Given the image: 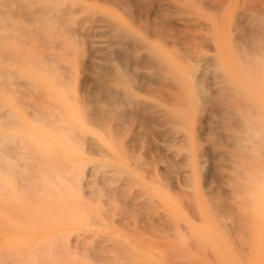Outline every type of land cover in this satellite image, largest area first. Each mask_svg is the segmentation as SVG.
<instances>
[{"label":"rangeland","instance_id":"rangeland-1","mask_svg":"<svg viewBox=\"0 0 264 264\" xmlns=\"http://www.w3.org/2000/svg\"><path fill=\"white\" fill-rule=\"evenodd\" d=\"M111 1L58 0V2H60V7L67 9L64 14L66 15L68 12L65 18H67L66 23H70L71 25L70 30L71 28L74 30V32L73 30L70 31L71 35L68 31H64L66 28H63L62 25L59 28V32L61 33V35L58 34L59 39H41V42H38L39 39H3L0 41L9 45H14L18 40H28V42H30L21 50V54L16 53L11 56L4 54V57L7 56V59L3 62L2 59L4 57L2 58L1 56L3 55H0V58H2L0 60L5 71L8 69L9 71H13L15 77L18 75L16 77V79H18L17 82L20 83L22 79V84L29 80L30 83H28L30 85L32 83V86L28 84L27 87H25L27 90L29 87L32 89V91L31 89L28 90L29 98L26 96V99H23L24 95L28 93L25 92L26 89L24 85L23 87L18 85L14 93L12 92L13 86L8 85L7 82L8 79L12 80L14 75L8 74L9 72L6 73L7 70L4 76L5 82L3 81L2 84L3 76H1L0 73V114H2V116H0V141L3 140L7 142L9 146L15 147V142L11 143L5 140L8 137L14 138L17 141L15 150L18 151V154L14 152L11 154L12 156H3L0 154L8 165L5 166L7 170L5 168L4 172L0 171V185L5 188L3 190V188L0 187V264H23V262H25V264H36V260L39 261L42 256L45 258H42L38 264H41L40 262H42V264H60V259L61 264H69V261H72L70 264L74 262H76L74 264H78V261H80L79 264H184V262L185 264H264V187L262 188L264 184L261 185L258 182V179H261L262 176L264 177V162L261 166L263 168L262 170L260 169L258 174L260 175L261 173L263 175L251 178L245 183L247 185L244 184L239 186L238 190L231 188L229 179L230 175L233 176L235 174L236 168L233 170L227 168L230 166V161L226 159L224 153H226L227 150L229 151V148L226 147L227 145L224 143L220 144L217 137H213L216 135L212 134L214 133L213 131L215 129L221 131L222 128L219 127V124H213V122H215L214 118L211 121L209 117L200 124V126L204 128V132L202 131L203 134L198 136V138H200L199 141H202L200 142L199 148L196 147L197 149L195 152L199 153L201 151H198V149L200 150L203 148L207 151L203 149L205 152L203 153L202 151L198 154L201 157L197 156L203 171L201 170L202 174L201 172L197 173L192 187L182 188V196H186L184 198L185 200L181 202V197L178 198L170 194L166 189L152 185L147 179L139 177L140 175L137 173L134 166L135 152L133 153V145H129L126 149L130 150L128 151L129 154L125 151L131 159H127V154L121 149L120 144L122 142H131L130 138H132V135L134 137V134L131 133L130 135L129 131H133V126L135 128L136 123L120 125V129L122 130L119 128L118 130L121 131V134L117 135L119 139H117V136L115 139V135H108L104 130L106 126L113 124L112 121H107L108 123L103 126L96 125L88 121L85 116V111L89 108L86 100L90 98L89 96L97 94L95 93V91H97L96 81L99 80L100 77L102 80L108 79L106 80V84L109 87H115L118 84L115 79L113 80V76L120 71L121 65H118L119 61L118 58H116V53H113L114 49L111 50V52L109 49L115 48L116 50L120 47L123 52L125 51L126 54L128 53L131 55V57L127 55L129 56L126 58L127 60L128 58H132V61L134 60L133 62L130 60L126 63L128 64L127 67L130 69V73L132 71L131 74L132 76L135 75V78L137 73L145 71V67H141V65H143L141 61L144 58L142 55H149L159 63L162 68L164 66L165 70L163 69L162 72L166 79L163 82H169V84H165V86L172 83L173 78L176 77L174 76L175 72L182 75L180 80L181 83H186L187 78L185 74L187 66L190 67L192 65V67L194 66L200 71L204 68L207 74L209 72L208 75L212 73L214 76L215 73H220L225 76L226 78L223 80L235 88V90L233 89L235 95L239 94L245 96L247 104L251 107V111L253 109V111L255 110L256 112V109H258L256 98L260 97L264 100V0H141L137 2L134 1L130 10L121 6L118 2ZM24 2L25 0H23V3ZM32 6H34V4H30L28 8L31 9ZM5 8L7 9L6 6L4 7L2 5L1 10H5ZM154 11H157V13ZM7 15L9 14L7 13ZM149 18L150 20H148ZM110 22L114 24L113 28ZM76 23L80 25H76ZM147 24L149 26H147ZM108 25L109 29H107ZM160 26L164 28L165 31L162 29L161 32ZM165 26H171L172 31ZM157 27L158 30L156 31ZM121 30H124L128 36H123L120 41L117 39V42L120 44L118 48V43H112V39L116 38L115 36H118ZM128 38L129 43H127ZM55 40H59V43H56L59 44L57 46L59 47L58 50H55L56 47L55 49L53 48V43L50 44V42H54ZM44 42L47 44L49 43V48L45 50L43 46L37 45V43L42 45ZM123 43H125V45ZM245 43L248 45L253 44L251 46L252 49L248 48L250 46H246L249 50L247 53L250 52L247 55L244 54L246 53L244 51L247 50L244 48L246 45ZM177 44H181L179 49ZM142 46L143 48L141 49ZM253 48H255V50H253ZM130 49L132 52H130ZM42 50L45 51L46 55L49 54V56L45 55L46 57L49 58L52 56V58H50L52 61L48 60V62H46L44 57V59L41 58V54L44 55V52H39H42ZM63 51L68 52L66 53ZM240 52L242 54L241 57L243 56V60H241V57L236 59V55L240 56ZM109 53L114 55L111 56L112 54ZM179 54H182V57L176 56ZM184 54L186 57H183ZM193 55H196V61L200 60L199 57L202 58V62H204L203 60L207 59V57H211L212 60L210 62L208 59L207 61H209V64H205L204 62V64L201 65V61L195 62L194 59L192 60L190 58V56L192 57ZM53 58L54 61H56V65L59 63V66L62 65L60 66L62 68L58 67L59 71L57 67H54L55 63ZM11 59H14L16 63L11 62ZM160 63L163 64L161 65ZM134 64H136V66L138 64L140 65L136 68ZM40 65L43 67L42 69H44L42 72V69H38ZM207 65L210 66L207 68ZM47 66H49L50 70L47 69ZM107 66L110 68L105 69ZM244 66L248 75H246V72L245 74L243 72ZM109 69H112L113 72L112 75L110 71L112 80H109L110 78L105 74V70L108 71ZM133 71L136 74H133ZM2 73L4 74V72ZM59 79H63L66 85L63 86ZM138 80V78L133 81L128 80L127 83L122 85L121 89L133 91V86ZM58 81L59 85L58 83L56 85L55 82ZM93 81L96 82L95 85L92 83ZM35 84L38 85V87H35ZM163 85L162 83V86ZM6 86L10 91L6 90ZM60 86H62V88ZM23 88L24 95L19 93ZM37 89H41L45 95H41L40 91V93L36 94V92H38ZM162 90H167V88L163 87ZM49 92L55 97H50L47 94ZM32 93L36 94L37 97L40 94L44 99H48L46 103L50 102L47 104L48 106H45L46 108L44 107L45 111L48 112L49 115L51 114L50 118L51 116L52 119H54V117L58 118L54 120L56 127L60 125L66 127H58L57 129L59 130H57V132L45 128L43 124L45 123L43 121H46L45 117H39L40 121L37 118L39 115L35 113L39 111V105L43 108L45 102H43L42 97H36L34 98L35 101H31L34 97ZM14 97H18V103L15 102L16 98ZM19 98L21 100L23 99L21 107ZM26 101L35 102L38 103V105L35 106V108L34 106H30L33 109L29 110V105L27 107L24 105ZM51 103L54 105V108L52 106L50 107ZM162 107L167 110L170 108L166 105H162ZM58 109L65 112L62 114L63 116L60 115L61 112L54 116L53 113L59 112ZM26 110H29V112H25ZM26 113H29V115L31 114V119ZM198 113L199 112H196V117ZM35 114L37 117L34 118L37 119V121H34V119L32 120ZM255 115L258 116L257 114ZM71 120L76 122V127ZM1 122L7 123L1 124ZM258 122L262 123V121ZM210 127L213 130H210ZM205 128H207V130ZM72 130L78 131V138H81L79 141L76 140L77 138L73 139L74 143L67 137V133L69 134ZM262 131H264V129H262ZM26 132L35 139L39 137V139L44 141L47 138H54L55 141L61 140L62 144L58 148V151L49 150L42 153L39 152L38 149L32 148V144L35 143V141L29 140L26 137ZM162 132L157 133V135L162 133L160 136L164 135L169 140V136L171 135L165 130ZM179 132L184 133V127H181ZM209 132L213 136L210 135ZM216 133L221 132L216 131ZM153 135L155 136H153L154 139L160 137L159 135L157 136L156 133ZM194 137L197 139L196 133H194ZM83 138H85V140L89 138V142L84 141ZM125 139L127 141H124ZM167 139L159 142L165 145V149L168 150L169 148H166V145L169 144ZM216 139L217 142L215 141ZM260 139L264 141V135L260 137ZM95 142L100 147L99 150L101 152L96 150V146L91 145V143L94 144ZM89 143L91 148L89 147ZM171 146L176 150L178 149V151L183 154L186 152V149L180 145V142L175 144L171 143ZM102 150L105 152H102ZM238 150L232 149V152ZM248 150L251 153L250 155H252L251 149L249 148ZM161 151V149L158 150V156H160V154L162 155L163 152ZM37 159H41L43 163H41V160L38 161ZM161 159L160 161V158H157L156 163L160 164L161 162L162 164V161L165 160V155H163ZM33 162L35 167L32 164ZM180 162H182V160ZM239 162H241L240 159ZM179 164L178 161V165ZM240 165V167H237L239 170H241L242 165L245 167L247 165L248 171H252L255 168L253 164H251V166H253L251 168L248 162H244ZM29 167L31 169L34 167L31 172L29 171ZM178 167H180V165ZM89 170H92L95 175V181L93 185L90 186L91 188H88L89 186H86V188L84 184H82V186L80 184L81 187L78 186L81 178L82 181L85 182L84 173ZM14 173L26 175L27 178L22 183L15 178ZM102 176H106L107 180L102 181ZM30 177L32 178L31 180ZM177 177H180V175L177 174ZM109 178H111V180H109ZM117 181L125 183L122 185V190L127 188L125 192H122L124 193L122 194L124 198L119 197L118 199V197L115 198V196L108 195V187L115 186ZM129 181L132 182L130 185L127 183ZM35 182L36 184L37 182L40 183V186L36 185L35 187ZM102 186L104 188H102ZM12 188L13 190H11ZM239 189L241 190L239 191ZM29 191L31 194H29ZM185 191L188 193H184ZM221 191L224 192L222 193ZM84 192H88V194ZM132 192H138L136 195L140 194L143 199L146 192H151L154 199H156L155 201L164 203L165 207H163V205H160L161 207L157 206L156 202V204L152 203L154 205V210L152 209L153 211L151 213L152 215L149 214V209L151 208L148 207L149 211L146 210L148 204L143 205L140 209L137 208L141 210V212L138 210L136 213L137 209H134V212L133 210L127 211L128 213L123 210L121 211V201H125V199L129 201V197L133 198L134 195ZM217 193L221 196L219 194L217 195ZM232 193L237 195L233 194L230 198ZM124 195H127L128 198ZM235 196L238 199H236ZM217 204L219 206L222 204L223 207H217ZM226 205H230L231 207ZM144 207H146L145 210L142 209ZM239 209L240 212L238 211L239 213L236 215L235 212L237 213ZM20 210H22V213L24 212V215L28 213L27 216H23ZM9 211L11 213H9ZM219 211L221 212L215 215ZM19 212L21 214H19ZM161 212H167L168 215L165 218L161 217ZM222 212H227L231 215L226 216V213H224L222 216ZM119 216L121 218H119ZM143 216H145V218ZM142 217L143 220L141 219ZM232 217L234 220L237 218V220H232ZM146 218H148V220ZM149 223L150 225H147ZM169 224L172 225V227H169ZM147 226L149 228H147ZM242 226L244 227L242 228ZM145 228L147 229L146 231H144ZM56 233H59L58 235L60 236L64 234L63 239H53V235ZM77 235H79V237L83 236L84 241L81 239L80 242L76 244L74 240ZM104 247L106 249H104ZM43 248L46 251L42 250ZM70 249L75 251L73 252ZM179 252L182 253L180 254ZM3 253L5 256L2 255ZM69 253L71 254L68 256L67 254ZM124 256L126 258H124ZM9 257H13V259L10 260ZM14 258L15 263H13ZM104 258L105 260H103ZM5 260L8 262L5 263ZM44 260L46 261L44 262ZM125 260L129 263L125 262Z\"/></svg>","mask_w":264,"mask_h":264},{"label":"bare ground","instance_id":"bare-ground-1","mask_svg":"<svg viewBox=\"0 0 264 264\" xmlns=\"http://www.w3.org/2000/svg\"><path fill=\"white\" fill-rule=\"evenodd\" d=\"M99 1V0H98ZM111 1V0H110ZM113 2H118V4H121V6H124L126 9H129L132 7L133 5V2H137V1H141V0H112ZM111 1V2H112ZM155 1V0H154ZM153 1V2H154ZM56 2V3H55ZM148 2V1H147ZM151 2V1H149ZM30 4H34V6H32L31 9H29V5ZM154 4V3H153ZM2 5L5 7H7V9L5 8V10H1L2 9ZM152 5V4H151ZM0 41L3 40V39H39L38 42H41L43 39H59L58 38V34L61 35V33L59 32V28L63 25V28H66L64 29V31H68L71 35V32L73 29L71 28L70 30V23H66L67 22V18H65L68 14L65 15L64 13H66V10L67 9H64L62 7H60V2H58V0H25V2L23 3V0H0ZM155 6V5H154ZM159 6V5H158ZM144 7V6H143ZM148 7V6H146ZM156 7V6H155ZM162 7V6H161ZM67 8V6H66ZM153 9V8H152ZM128 10V11H129ZM151 10V9H149ZM74 11V10H73ZM77 11V10H76ZM133 11V10H132ZM139 11V10H138ZM145 11V10H144ZM147 12V11H146ZM155 12V11H154ZM7 13L9 15H7ZM157 13V11L155 12ZM162 14V13H161ZM161 17V16H160ZM159 17V18H160ZM84 18V17H83ZM139 18V17H138ZM137 18V19H138ZM147 19V17H146ZM100 20V19H99ZM144 20V19H142ZM150 20V18L148 19ZM153 20V19H151ZM161 20V19H160ZM89 21V20H88ZM108 21V20H107ZM145 21V20H144ZM59 22V23H58ZM69 22V21H68ZM105 22V21H104ZM143 22V21H142ZM152 22V21H151ZM163 22V21H162ZM72 23V22H71ZM80 23V22H79ZM79 23H76V25H80ZM111 23V22H110ZM109 23V25H110ZM148 24H149V21H148ZM147 24V26H149ZM107 25V24H106ZM109 25H108V28L109 29ZM114 24L111 23V27L113 28ZM103 27V26H102ZM110 27V29H111ZM141 27V26H140ZM154 27L156 28V26L154 25ZM161 27V26H160ZM159 27V28H160ZM167 27V26H165ZM154 28V29H155ZM167 28H170V30L172 29L171 26L170 27H167ZM106 29V30H107ZM152 29V28H151ZM162 28L161 27V32H162ZM113 30V29H112ZM150 30V29H149ZM158 30V27L156 29V31ZM170 30L168 29V31L170 32ZM78 31V30H77ZM105 31V30H104ZM108 31V30H107ZM148 31V30H147ZM165 31V29H164ZM172 31V30H171ZM74 32V30H73ZM159 32V31H158ZM175 32V31H173ZM120 33V34H119ZM118 33V36H115L116 38L112 39V43H118L117 39H119V41L121 40V38L123 36H128V34L124 31V30H121L119 31ZM152 33V31H151ZM160 33V32H159ZM176 33V32H175ZM63 34V33H62ZM80 34V33H79ZM108 34V32H107ZM161 34V33H160ZM171 34V33H170ZM97 35V34H95ZM110 35V34H109ZM108 35V37H109ZM115 35V34H114ZM153 35V34H152ZM80 36V35H79ZM89 36V35H88ZM87 36V37H88ZM104 36V35H103ZM111 36V35H110ZM63 37V36H62ZM61 37V38H62ZM42 39V40H41ZM73 39V38H72ZM6 41V40H5ZM47 41V40H46ZM77 41V40H76ZM85 41V40H84ZM110 41V40H109ZM128 41V42H127ZM127 43H129V38L127 39ZM125 42V43H126ZM165 42V41H164ZM250 42V41H249ZM0 55H3L1 56L2 58L4 57V54L6 55H9L11 56L12 54H16V53H20L21 50L27 46L28 43V40H18L16 43L11 44H6L5 42H0ZM46 42H44V44H39L37 43L38 46H43L44 47V50L49 48V43L45 44ZM53 43V48L56 49L55 50H58L59 47H57L59 44H56V43H59V40H55L54 42H50V44ZM60 43H61V40H60ZM79 43V42H77ZM87 43V42H86ZM111 43V44H112ZM125 43H123L125 45ZM133 43V42H132ZM177 43V42H176ZM180 43V42H179ZM56 44V45H54ZM135 44V43H134ZM165 44V43H164ZM246 44V43H245ZM250 44V43H249ZM4 45V46H2ZM37 45H36V48H37ZM45 45V46H44ZM113 45V44H112ZM111 45V46H112ZM115 45V44H114ZM132 45V44H131ZM168 45V44H167ZM170 45V44H169ZM248 44H246L244 46L245 49H247L246 53L244 54H249L247 53L248 48H251V46L253 45H248L250 47L246 48ZM135 46V45H134ZM178 46V49H179V46L181 47V44H177ZM73 47V46H72ZM87 47V46H86ZM110 47V46H108ZM120 47V44L118 43V48ZM128 47V46H126ZM140 47V46H139ZM183 47V46H182ZM112 48V47H110ZM121 48V47H120ZM119 49H116L115 48H112V49H109L110 52L111 50L114 49L113 53H116L117 57L118 58V65L120 66L121 65V69L118 73H116L114 76H113V80L115 79L116 82L118 83L115 87H109L106 83L108 79L106 80H102V78L100 77L99 80H97V91H95V93L97 94H93V96H89L90 98L87 101V104L89 105V108L85 114V116L87 117L88 121H90L91 123H95L96 125H105L107 124L108 122L107 121H112L113 124L112 125H109V126H106V128L104 129L105 132L110 135H115V139H116V136L118 134H121V131L122 129H120V125H124V124H133V123H136V127L134 128L133 126V131L130 132V135L131 133L134 134V137L132 135V138H130L131 142L127 141L126 139L124 141H127L125 143H121L120 144V147L121 149L125 152L128 153V151H130L129 149H127V147L130 145H133V153L135 152V156H134V166H135V169L137 170V173L140 175L139 177H143L145 179H147L152 185H156L157 187H160V188H163V189H166L170 194L176 196V197H181V202L184 201L185 199V196L186 195H183L182 196V191H183V187H192L194 185V182H195V179L197 177V173H200L201 172V163L199 161V159H197V156L199 157L200 154L203 149H198V151H201L199 153L195 152L197 148H199V145H200V142L202 140L199 141L200 138H198V136H201V134H203L204 132V128L203 126H200V124L202 122H204L205 120H207L209 117L211 118V121L213 120L214 118V121L213 124L215 123L216 124H219L218 126L219 127H222L221 128V131L219 129H215L217 132H221V133H216V131L214 130L212 133L213 135L216 134V135H212L210 132V135H212L213 137H217L218 138V142H220V144H226L229 148V151L227 150L226 153H224V156L226 157V159L228 161H230V166H228L227 168H230L229 170H233L236 168L235 170V174L232 176L230 175V186L231 188H234L235 190H238V187L239 186H242L244 185L245 183H247L251 178H254V177H259L263 174L260 173V169L262 170L263 167L262 164L264 162V141H261L260 137H262L264 135V131H262V129H264V100L260 97H257L256 98V104L258 106V109H256V112L255 110L251 111V107H249V105L247 104L246 102V99H245V96L243 95H239L238 92L237 94L238 95H235L233 89L235 90V88H233L231 85L228 84V82H225L223 79H225L226 77L223 76L222 74L220 73H215L214 76L212 75V73L210 75L209 72L207 74L206 70L202 67L203 70H199L197 69L196 67H192V65L189 67L187 66V70H186V83H181V78H182V75L180 73H177L175 72V75L176 77L173 78L172 80V83L170 85H167L165 86V84H169V82H163L166 77H164L165 75L163 74L162 70L163 68L159 65V63H157L154 59H152L149 55H142L143 60L141 59V56H140V59L142 60L141 62H143V65H141V67H145V71H141V73H135L133 71V74H136V78H138V82L133 86V91H125L123 89H121L122 85H124L125 83L128 82V80L130 81H133L135 80V75L132 76V71L130 73V69H128V64L126 63L127 61H132V58L128 60L126 59L127 57H131L130 54H126V52ZM137 48V47H136ZM143 48V46L141 47V49ZM62 49V48H61ZM86 49V48H85ZM139 49V48H138ZM242 49V47H241ZM252 49V48H251ZM250 49V50H251ZM36 50V49H35ZM90 50V49H89ZM99 50V49H98ZM108 50V49H107ZM253 50H255V48H253ZM41 51V49H40ZM91 51V50H90ZM94 51V50H93ZM238 51H241V50H238ZM237 51V52H238ZM44 52V53H43ZM63 52H66V51H63ZM68 52V51H67ZM66 52V53H67ZM102 52V51H101ZM129 52V51H128ZM130 52L131 49H130ZM129 52V53H130ZM189 52V50H188ZM35 53V52H34ZM39 53H43L44 55L41 54V58H45L46 59V62H48V60H50L51 57H46V56H49L45 54V51L42 50V52H39ZM107 53V51H106ZM191 53V52H190ZM21 54V53H20ZM23 54H24V51H23ZM51 54V53H50ZM63 54V53H62ZM109 54H112V53H109ZM177 54V52H176ZM183 54V53H182ZM182 54L180 55H176L177 57H182ZM237 54V53H236ZM46 55V56H45ZM114 54H112L111 56H113ZM129 55V56H127ZM134 55V54H132ZM188 55V54H187ZM192 55V54H191ZM240 56H237L236 55V59H238V57L240 58L241 57V52L239 53ZM24 56V55H23ZM32 56V55H31ZM39 56V55H38ZM56 56V54H55ZM106 56V54H105ZM104 56V57H105ZM110 56V57H111ZM194 56V58H193ZM192 57L190 56V58L193 60L196 59V55H193ZM7 57V56H6ZM6 57H4L2 59V62L3 61H6ZM20 57V56H19ZM57 57V56H56ZM183 57H186L185 54ZM203 57V56H202ZM39 58V57H38ZM43 58V59H44ZM113 58V57H112ZM201 61V57H199ZM213 58V57H212ZM99 59V58H98ZM204 59V58H203ZM209 59V61L211 62V57H207V59H204L203 61L205 62V64H209V61H207ZM13 63H16L14 61V59H11ZM36 60V59H35ZM34 60V61H35ZM103 60V59H102ZM117 60V59H116ZM138 60V59H137ZM136 60V61H137ZM183 60V59H182ZM185 60V59H184ZM197 60V59H196ZM195 62H199V61H196ZM241 60H243V56L241 57ZM44 61V60H43ZM42 61V63H43ZM52 61V60H50ZM53 61H54V58H53ZM88 61V60H87ZM109 61V60H108ZM134 61V60H133ZM132 61V62H133ZM135 61V62H136ZM181 61V60H180ZM207 61V62H206ZM1 60H0V73H1V76H3V80H2V84H3V81L5 80L4 76H5V72L8 70L6 69L5 71V68L3 66ZM56 61H54L55 63ZM182 62V61H181ZM204 62L201 61V65L204 64ZM215 62V61H214ZM37 63V62H36ZM104 63V62H103ZM102 63V64H103ZM106 63V62H105ZM183 63V62H182ZM18 64V62H17ZM60 64V63H59ZM54 65V67L56 68L57 67V70H58V67L62 66L60 65L59 66ZM82 64V63H81ZM133 64V63H132ZM161 64V63H160ZM163 64V63H162ZM161 64V65H162ZM187 64V63H185ZM20 65V64H19ZM44 65V64H43ZM85 65V64H84ZM136 66V64H134ZM140 65V64H138ZM137 65V66H138ZM189 65V64H187ZM200 65V66H201ZM248 65V64H247ZM8 66V65H7ZM37 66V64H36ZM98 66V65H97ZM136 66V68H137ZM208 66L210 65H207V68ZM215 66V65H214ZM243 66V65H242ZM65 67V66H64ZM99 67V66H98ZM139 67V68H141ZM204 67V66H203ZM216 67V66H215ZM241 67V66H240ZM239 67V68H240ZM249 67V66H247ZM4 68V69H3ZM43 67L40 65V67L38 68L39 70L42 69ZM62 68V67H60ZM59 68V69H60ZM100 68V67H99ZM107 68H110V67H106L105 69ZM131 68V67H130ZM183 68V67H182ZM18 69V68H17ZM47 69H49V66H47ZM64 69V68H63ZM68 69V68H67ZM85 69V68H84ZM184 69V68H183ZM243 69V68H241ZM44 69L41 70V72L43 71ZM56 70V72H57ZM93 70V69H92ZM244 74L246 72V75L247 74V70H245V66H244ZM47 71V70H46ZM59 71V70H58ZM103 71V70H102ZM106 73L108 75V78H110L109 80H112L111 78V72H112V69L110 70H105ZM111 71V72H110ZM140 71V70H139ZM4 72V74L2 73ZM9 72V73H8ZM48 72V71H47ZM53 72V71H52ZM99 72V71H98ZM108 72V73H107ZM109 72H110V75H109ZM6 73L8 74H13V79L12 80H9L8 79V85H12L13 86V89H12V92L15 93V89L16 87L19 85V86H22L24 85V88L27 87V85L30 83L29 81H25V83L22 84V79H21V82H17L18 79H16V77L18 75H16L15 77V74L13 73V71H7ZM50 74V72H49ZM57 74V73H56ZM112 75H113V72H112ZM58 76V75H57ZM34 77V76H33ZM254 77V76H253ZM252 77V78H253ZM15 78V79H14ZM62 78L64 79V77L62 76ZM7 79V78H6ZM57 79V78H56ZM63 79L59 81L62 82V85L65 86L66 84L63 82ZM86 79V78H85ZM169 79V78H168ZM83 80V79H82ZM59 81L58 82H55L56 85L58 83L59 85ZM5 82V81H4ZM29 82V83H28ZM95 81H93L92 83H96ZM64 83V84H63ZM162 83L164 84L162 86ZM61 84V83H60ZM81 85V84H80ZM79 85V86H80ZM29 86H32V83L31 85L29 84ZM35 87H38V85H34ZM162 86V88H161ZM62 88V86H60ZM163 87H166L167 90H162ZM24 88L21 90V92L19 91V93L23 94L24 95ZM25 92H28V90H30L31 88L29 87L28 90L27 88H25ZM79 89V88H78ZM6 90H9L8 87L6 86ZM32 91V89H31ZM30 91V92H31ZM38 92H36V94L40 93L41 95L43 94V96L45 95L41 89H37ZM40 91V92H39ZM29 92L27 94L24 95L23 99H26V96H28ZM36 94H33L34 97L31 101H35L34 98L37 97ZM39 96V97H42V96ZM50 97L54 98L55 96L52 95L50 92L47 93ZM91 94V93H89ZM52 95V96H51ZM15 96V94H14ZM19 96V95H18ZM88 96V95H87ZM22 97V95H21ZM148 97V98H147ZM16 98L15 102L18 103L19 101L18 100V97H14ZM29 98V96H28ZM43 99V102H45V105L43 106V108L39 105V111H36L35 113L38 114L39 116L37 117V115H33L32 117V120L34 119V121H37V119H35L36 117L38 118V120H40L41 117H45V120L46 121H43V118H42V121L45 122L43 123L45 128L47 129H50V130H54L55 132H57V129L58 127H56V125L54 124V120L55 119H58L56 117H54V119H52V116L50 118V115L48 114V112L45 111L44 107L45 106H48L46 103V101L48 99H44V97H42ZM20 99V98H19ZM23 99L21 100L20 99V107L22 106L21 103L23 101ZM87 99V98H86ZM29 100V99H27ZM37 100V99H36ZM39 100V99H38ZM45 100V101H44ZM29 102V101H26L24 103V105L27 107L29 105L30 106H37L38 103H35V102ZM81 101V100H80ZM52 102V101H51ZM27 103V104H26ZM86 103V102H85ZM162 105H166V106H169L170 108L167 110L165 108L162 107ZM53 107L54 108V105L51 103L50 104V107ZM25 107V109H26ZM32 107L29 108L30 109H33ZM49 107V108H50ZM81 107V106H79ZM36 108V109H38ZM41 108V110H40ZM46 108V107H45ZM52 108V109H53ZM56 108V107H55ZM34 109V110H36ZM50 109V110H52ZM29 110H26L25 112H29ZM59 112L57 111L56 113H53L54 116H56L57 113H60V115L64 114L65 112H62L60 111V109H58ZM85 110V109H84ZM38 112V113H37ZM196 112H199L197 114V117L195 116L196 115ZM31 113V111H30ZM50 113V112H49ZM69 113V111H68ZM207 113V114H206ZM4 114V113H3ZM255 114H257L258 116H256ZM25 115V114H24ZM27 116H30V119H31V114L29 115V113L27 114ZM0 116H2V114H0ZM12 116V115H11ZM63 116V115H62ZM5 117V116H4ZM35 117V118H34ZM40 117V118H39ZM48 117V118H47ZM217 117V119H216ZM263 117V118H262ZM85 118V117H83ZM259 118H262V119H259ZM41 121V120H40ZM39 121V122H40ZM64 121V120H63ZM258 121H262V123L258 122ZM65 122V121H64ZM71 122L73 124H75L76 122L71 120ZM89 122V123H90ZM4 123L6 124L7 122H1V124ZM9 123V122H8ZM16 124V123H15ZM69 124V123H67ZM94 124V126H95ZM66 125V124H65ZM76 127V124L74 125ZM62 128L66 127V126H61ZM68 127V125H67ZM129 127V126H128ZM181 127H184L185 129V132L184 133H181L179 132V129H181ZM218 127V128H219ZM101 128V127H100ZM118 128L120 130H118ZM124 128V127H123ZM179 128V129H178ZM211 128V127H210ZM207 130V128H205ZM67 130V128H66ZM124 130V129H123ZM163 130H165L166 132H168L171 136H169V140L166 138V136H160L163 132ZM210 130H213L212 128ZM219 130V131H218ZM203 131V132H202ZM127 132V131H126ZM162 132L158 137L157 139H154V135L156 133H160ZM212 132V131H211ZM27 133V132H26ZM63 133V132H61ZM194 133L197 134V139H195L194 137ZM208 133V134H209ZM2 135V134H1ZM78 135H79V132L76 131V130H72L69 132V134L67 133V137L68 139L72 140L73 143H74V140L75 138H77L76 140L79 141V139H81L80 137L78 138ZM157 135V136H158ZM166 135V134H165ZM129 136V135H128ZM154 136V137H153ZM26 137L29 139V140H33L35 141V143L32 144V148L34 147L35 149H38L39 152H46V151H51V150H56L58 151V148L61 146V140L60 141H55L54 138H47L46 140H41L38 138H34L32 137L31 135H29L28 133L26 134ZM131 137V136H130ZM89 139V138H88ZM86 138H83L84 141L86 142H89ZM114 139V137H113ZM117 139L118 136H117ZM167 139L169 141V144L166 145V148L168 147L169 149H165V145L161 144L159 141H162V140H165ZM6 141L8 142H15V147H12L11 145L9 146L7 142H4L3 140L0 141L1 142V145H0V154H2L3 156H12L11 154L12 153H16L18 154L15 149H16V140L14 138H11V137H8L7 139H5ZM10 140V141H9ZM88 140V141H87ZM129 140V139H128ZM264 140V139H263ZM77 141V142H78ZM167 141V142H168ZM217 142V139L215 140ZM85 142V143H86ZM180 142V145L183 146L185 149H186V152L183 154L181 153L180 151H178V149H174L172 148L171 146V143L175 144V143H178ZM213 142V141H212ZM214 142V143H216ZM25 143V141H24ZM76 143V142H75ZM166 143V142H165ZM164 143V144H165ZM214 143H213V146H214ZM27 144V142H26ZM83 144V142H82ZM81 144V145H82ZM212 144V143H211ZM248 144V145H247ZM78 145V144H77ZM85 145V144H84ZM90 145V143H89ZM91 145H94L96 146V150H99V146L98 144L95 142L94 144L91 143ZM91 145L89 146L91 148ZM76 146V145H75ZM212 146V147H213ZM218 146V145H217ZM24 147V146H22ZM85 147V146H84ZM197 147V148H196ZM203 147V146H201ZM216 147V146H215ZM214 147V148H215ZM240 147V149H239ZM245 147V148H243ZM248 147V148H247ZM27 148V147H26ZM30 148V147H29ZM30 148V149H32ZM79 148V147H78ZM81 148V147H80ZM206 148V147H205ZM251 149L252 151V155H250V151L248 149ZM29 149V150H30ZM162 150L161 152L162 155L158 153V150ZM207 149V148H206ZM217 149V148H216ZM232 149H236L238 151H234L232 152ZM246 149V150H245ZM77 150V149H76ZM85 150V148H84ZM95 150V149H94ZM164 150V151H163ZM205 150V149H204ZM212 150V149H211ZM79 151V150H78ZM83 151V150H82ZM100 151V150H99ZM206 151V150H205ZM203 151V153L205 152ZM28 152V151H27ZM33 152V151H32ZM80 152V151H79ZM85 152V151H84ZM101 152V151H100ZM102 152H105L102 150ZM125 152V153H126ZM160 152V151H159ZM207 152V151H206ZM255 152V153H254ZM20 153V152H19ZM126 153V154H127ZM131 153V154H133ZM137 153V154H136ZM202 153V154H203ZM254 153V154H253ZM10 154V155H9ZM15 154V155H16ZM31 154V152H30ZM107 154V153H106ZM129 154V153H128ZM127 154V156H128ZM130 154V155H131ZM213 154V153H212ZM96 155V154H95ZM165 155V160L162 161V164L160 162L159 163H156L157 161V158H160V161L164 158L161 159V157ZM214 155V154H213ZM132 156V155H131ZM203 156V155H202ZM36 157V155H35ZM136 157V158H135ZM201 157V156H200ZM222 158V156H221ZM35 159V158H34ZM127 159H131L130 156L127 157ZM215 159V158H214ZM239 159L241 162H239ZM38 160V159H37ZM41 160V159H39ZM38 160V161H39ZM159 160V159H158ZM182 160V162H180ZM226 160V161H227ZM243 160V161H242ZM178 161H179V165L180 167H178ZM217 161V160H216ZM222 161V160H221ZM225 161V160H224ZM32 162V161H31ZM30 162V163H31ZM35 162V160H34ZM34 162L32 163L34 165ZM218 162V161H217ZM244 162H248V164H250V167L252 168L253 166H251V164L254 165V169L252 171H248L247 169V165L246 167L244 165H242V168L241 167V170L237 169V167L241 166L240 164H243ZM41 163L42 160H41ZM182 163V165H181ZM215 163V162H214ZM217 164V163H216ZM221 164V163H220ZM7 165V163H5V160L3 159V157L0 156V171L1 172H4L5 168L7 170V167H5ZM50 165V164H49ZM211 165V164H210ZM209 165V166H210ZM229 165V164H227ZM8 166V165H7ZM62 166V165H61ZM203 166V165H202ZM226 166V165H225ZM232 166V168H231ZM31 167V166H30ZM29 167V168H30ZM35 167V165H34ZM33 167V168H34ZM48 167V166H47ZM60 167V166H59ZM219 167V166H218ZM234 167V168H233ZM249 167V166H248ZM249 167V168H250ZM32 168V169H33ZM46 168V167H45ZM181 168V169H179ZM31 169V168H30ZM29 171L31 172L32 169ZM217 169V168H216ZM215 169V170H216ZM243 169V170H242ZM264 169V168H263ZM11 171V170H10ZM28 171V172H29ZM111 171V170H110ZM203 171V170H202ZM218 171V170H217ZM12 172V171H11ZM20 172V171H19ZM216 172V171H214ZM264 172V170H263ZM262 172V173H263ZM208 173V172H207ZM84 181H82V178L79 182V185L81 184H84L85 187L86 186H89L88 188H91L90 186L93 185L94 181H95V175L93 174V171L92 170H89V171H86L84 173ZM177 174L180 175V177H177ZM202 174V172H201ZM205 174V172H204ZM220 174V173H219ZM6 175V173H5ZM29 175V173H28ZM206 175V174H205ZM14 176L15 178L22 182L24 180H26V175H22V174H18V173H14ZM222 176V175H220ZM219 176V177H220ZM227 176V175H226ZM126 177V176H125ZM229 177V175H228ZM127 178V177H126ZM262 178H264L262 176ZM258 179V182L262 185L264 184V179ZM13 179V177H12ZM32 178L30 177V180ZM38 179V178H37ZM42 179V178H40ZM97 179V177H96ZM34 180V178H33ZM55 180V179H54ZM102 181H106L107 180V177L106 176H102L101 178ZM109 180H111V178H109ZM129 180V178H128ZM220 180V179H219ZM75 181V180H74ZM228 181V182H229ZM262 181V182H261ZM72 182V181H70ZM82 182V183H81ZM222 182V181H221ZM225 182V181H224ZM14 183V182H13ZM76 183V182H75ZM104 183V182H103ZM122 183V184H121ZM129 185L132 183L131 181L127 182ZM40 183L35 182V187L36 185L40 186L39 185ZM43 184V183H41ZM125 184L123 183L122 181H117L116 185L113 186V187H108L109 189H107V191H109V194L110 196H115L121 198L123 197L122 192H125V190L127 188H125L124 190H122V185ZM127 184V186H128ZM204 184V183H203ZM25 185V184H24ZM29 185H30V181H29ZM34 185V184H33ZM72 185V184H71ZM74 185V183H73ZM83 185V186H84ZM221 185V184H220ZM247 185V184H245ZM37 186V187H38ZM60 186V184H59ZM76 186V185H75ZM77 186V187H78ZM80 186V187H81ZM125 186V185H124ZM204 186V185H203ZM250 186V185H249ZM248 186V187H249ZM1 188H3V190L5 189L4 187H2V185H0ZM32 187V186H31ZM34 187V188H35ZM150 187V186H149ZM148 187V188H149ZM264 186L262 185V188ZM87 188V187H86ZM102 188H104L102 186ZM147 188V189H148ZM241 188V187H240ZM255 188V187H254ZM33 189V188H32ZM36 189V188H35ZM101 189V188H100ZM242 189V188H241ZM239 189V191L241 190ZM247 189V188H246ZM253 189V188H251ZM13 190V188L11 189ZM230 190V189H229ZM37 191V190H36ZM219 191V190H218ZM16 192V191H15ZM33 192V191H32ZM135 192V190H134ZM140 192V191H139ZM207 192V191H206ZM222 192V191H221ZM224 192V191H223ZM222 192V193H223ZM84 193H87L88 192H84ZM108 193V192H107ZM133 193V192H132ZM138 193V192H137ZM137 193H133V198H128L127 195L125 197H127L128 199H130L129 201H127L125 199V201H121V204H120V208H121V211L123 210L124 212H127V211H132L133 212L137 209V208H141L143 207V205L145 204H148L147 205V209L146 207L142 208L143 210H148V207L151 208L149 209L150 212L149 214L152 213V211L154 210V205L153 204H156L157 203V206H160V205H163L164 206V203H160V201H155L156 199H154V197L152 196L151 192H146L145 196H144V199L141 198V195H136ZM186 193V191L184 192ZM188 193V192H187ZM186 193V194H187ZM210 193V191H209ZM239 193V192H238ZM245 193V192H244ZM29 194L30 191H29ZM219 193H217L218 195ZM226 194V193H225ZM224 194V195H225ZM233 194L235 193H232V195H230V198L231 196H233ZM106 195V194H105ZM212 195V194H210ZM220 195V194H219ZM223 195V197H224ZM227 195H228V192H227ZM237 195V194H235ZM213 196V195H212ZM215 196V195H214ZM221 196V195H220ZM219 196V197H220ZM102 197H105V196H102ZM101 197V199H102ZM131 197H132V194H131ZM124 198V197H123ZM188 198V197H187ZM236 198V196H235ZM108 199V198H107ZM117 199V200H118ZM183 199V200H182ZM216 199V198H215ZM229 199V198H228ZM238 199V198H236ZM235 199V200H236ZM122 200V199H121ZM178 200V199H177ZM232 200V199H231ZM223 201V200H222ZM227 201V200H226ZM238 201V200H237ZM250 201V200H249ZM118 202V201H117ZM120 202V200H119ZM156 202V203H155ZM81 203V202H80ZM153 203V204H152ZM240 203V202H239ZM238 203V204H239ZM159 204V205H158ZM219 204V203H218ZM217 204V205H218ZM226 204V203H224ZM153 205V206H152ZM241 205V203H240ZM85 206V205H84ZM221 207H223V205L221 204L220 205ZM219 205L217 207H220ZM225 206V205H224ZM226 206H230V205H226ZM246 206V205H245ZM161 207V206H160ZM216 207V206H215ZM231 207V206H230ZM236 207V205H235ZM15 208V206H14ZM25 208V207H24ZM23 208V209H24ZM212 208V207H211ZM214 208V206H213ZM237 208V207H236ZM240 208V206H239ZM135 209V210H134ZM136 210V213L138 212V210ZM153 209V210H152ZM165 210H168L166 208H164ZM218 209V208H217ZM216 209V210H217ZM31 210V209H30ZM148 210V211H149ZM193 210V208H192ZM214 210V209H213ZM235 210V209H234ZM243 210V208H242ZM22 210H20L21 212ZM118 211V210H117ZM141 212V210H139ZM147 211V212H148ZM240 212V209L237 210V213L235 212L236 215H238V213ZM19 212V214H21ZM28 212V210H27ZM143 212V211H142ZM145 212V211H144ZM221 211L217 212L215 215H217L218 213H220ZM9 213H11L9 211ZM24 213V212H23ZM22 213V214H23ZM128 213V212H127ZM154 213V212H153ZM226 213V216L229 215V213L227 212H224ZM222 212V216L224 214ZM231 213V212H230ZM28 214V213H27ZM27 214L25 213V215L27 216ZM91 214V213H90ZM121 214V213H120ZM148 214V213H147ZM158 214V212H157ZM14 215V214H13ZM23 214V216H25ZM152 215V214H151ZM150 215V216H151ZM161 217H166L168 215L167 212H161L160 213ZM231 215V214H230ZM229 215V216H230ZM10 216V215H9ZM139 216V214H138ZM193 216V215H192ZM221 216V215H220ZM12 217V215H11ZM140 217V216H139ZM145 218V216H143ZM143 217L141 218L143 220ZM147 217V216H146ZM196 217V216H195ZM237 217V216H236ZM17 218V216H16ZM21 218V217H20ZM119 218H121L119 216ZM134 218V217H133ZM227 218V217H226ZM238 218H241V217H238ZM148 220V218H146ZM157 219V218H156ZM232 220L233 217L231 218ZM230 219V220H231ZM122 220V219H121ZM146 220V221H147ZM199 220V219H198ZM231 220V221H232ZM235 220H237V218H235ZM234 220V221H235ZM144 221V222H146ZM239 221V220H238ZM242 221V220H241ZM241 221H240V224H241ZM137 222V221H136ZM159 222H162V221H159ZM158 222V223H159ZM171 222V221H170ZM157 223V222H156ZM138 224V223H137ZM171 224V223H170ZM169 224V227L172 225ZM140 225V224H139ZM147 225H150L147 224ZM160 225V224H159ZM163 225V224H162ZM238 225H239V222H238ZM244 225V223H243ZM167 226V224H166ZM182 226V225H181ZM228 226V224H227ZM229 227V226H228ZM234 227V226H233ZM236 227V226H235ZM240 227V226H239ZM244 226H242L243 228ZM3 228V227H2ZM144 228V227H142ZM147 228H149L147 226ZM161 228V227H160ZM159 228V230H160ZM182 228V227H181ZM184 228V227H183ZM153 229V227H152ZM185 229V228H184ZM1 230V229H0ZM147 229L145 228L144 231H146ZM233 230V229H232ZM238 230V229H237ZM24 231V230H23ZM27 231V230H26ZM241 231V230H240ZM59 233H56L53 235V239L56 238L57 240L59 238H62L64 237V234H62L61 236L58 235ZM52 238V237H51ZM74 238V236H73ZM89 238V237H88ZM82 239V241H84V237L77 235L75 237V240L74 242L76 244H78L80 242V240ZM101 240V239H100ZM86 241V239H85ZM96 242V241H95ZM45 244V243H44ZM43 244V245H44ZM95 244H98V243H95ZM101 244V243H100ZM42 245V244H41ZM40 246V245H39ZM115 246V245H114ZM64 247H65V244H64ZM68 247V246H66ZM99 247V246H98ZM119 247V246H118ZM82 248V247H81ZM197 248V247H196ZM46 249V247H45ZM104 249H106L104 247ZM182 249V248H181ZM38 250V249H37ZM44 250V248L42 249ZM41 250V251H42ZM57 250V249H56ZM71 250V249H70ZM99 250V249H98ZM185 250V249H183ZM182 250V251H183ZM4 251V250H3ZM16 251V250H15ZM46 251V250H44ZM43 251V252H44ZM55 251V250H54ZM63 251V250H62ZM73 251V250H71ZM75 251V250H74ZM73 251V252H74ZM93 251V249H92ZM103 251V250H102ZM41 252V253H43ZM67 252V251H66ZM68 252H69V249H68ZM84 252V251H83ZM82 252V253H83ZM95 252V251H94ZM101 252V251H100ZM120 252V251H119ZM185 252V251H183ZM54 253V252H53ZM52 253V254H53ZM56 253V252H55ZM60 253V252H59ZM180 253V252H179ZM182 253V252H181ZM180 253V254H181ZM71 253L67 254L68 256L70 255ZM119 254V253H118ZM122 254V253H121ZM3 256H5V254L3 253L2 254ZM88 255V254H87ZM184 255V253H183ZM42 256V255H41ZM52 256V255H51ZM56 256V255H55ZM66 256V257H68ZM93 256V254H92ZM181 256V255H180ZM85 257V256H84ZM186 257V256H185ZM10 260L13 259V257H9ZM41 258V257H40ZM42 258L44 259L45 257L42 256ZM41 258V259H42ZM95 258V257H94ZM93 258V259H94ZM108 258V257H107ZM124 258H126L124 256ZM5 259V258H4ZM38 259V258H37ZM40 259V260H41ZM57 259V258H56ZM59 259V258H58ZM97 259V258H96ZM101 259V258H100ZM122 259V258H121ZM23 260V259H22ZM39 260V261H40ZM48 260V259H47ZM61 260V259H60ZM59 260L60 264H61V261ZM63 260V259H62ZM67 260V258H66ZM71 260V259H70ZM95 260V259H94ZM105 260V258L103 259ZM38 264L39 261L36 260ZM46 260H44L45 262ZM57 261V260H56ZM78 261V260H77ZM183 261V260H181ZM186 261V260H184ZM189 261V260H188ZM8 262V261H7ZM6 260H5V263H7ZM12 262V261H11ZM72 261H69V264L71 263ZM80 261H78V264H79ZM106 262V261H105ZM125 262H128L127 260H125ZM193 262V261H192ZM4 263V262H3ZM13 263H15V258L13 260ZM42 264V262H40ZM76 263V262H74ZM73 263V264H74ZM129 263V262H128ZM180 263V262H179ZM188 263V262H187ZM191 263V262H190ZM16 264V263H15ZM23 264H25V262H23ZM53 264V263H52ZM57 264V263H56ZM85 264V263H83ZM88 264V263H86ZM113 264V263H112ZM124 264V263H122ZM126 264V263H125ZM185 264V262H184ZM189 264V263H188Z\"/></svg>","mask_w":264,"mask_h":264}]
</instances>
